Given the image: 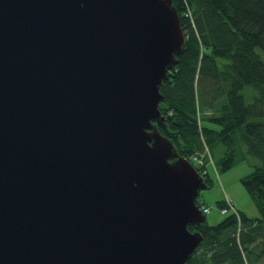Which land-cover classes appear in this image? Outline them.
Wrapping results in <instances>:
<instances>
[{"label":"water","instance_id":"95a60500","mask_svg":"<svg viewBox=\"0 0 264 264\" xmlns=\"http://www.w3.org/2000/svg\"><path fill=\"white\" fill-rule=\"evenodd\" d=\"M172 0H0V264H186L207 187L160 109Z\"/></svg>","mask_w":264,"mask_h":264},{"label":"trees","instance_id":"16d2710c","mask_svg":"<svg viewBox=\"0 0 264 264\" xmlns=\"http://www.w3.org/2000/svg\"><path fill=\"white\" fill-rule=\"evenodd\" d=\"M185 33L179 62L161 86L166 117L159 125L212 185L226 171L258 159L242 178L261 216L234 208L216 224L189 223L203 239L186 264H260L264 257V0H172ZM255 90L247 102L244 88ZM262 117V119L253 118ZM221 157L216 160V152ZM199 207L207 205L198 197ZM221 212V211H220Z\"/></svg>","mask_w":264,"mask_h":264},{"label":"rangeland","instance_id":"374dc122","mask_svg":"<svg viewBox=\"0 0 264 264\" xmlns=\"http://www.w3.org/2000/svg\"><path fill=\"white\" fill-rule=\"evenodd\" d=\"M245 98L247 102L254 101L255 90L251 87L244 88ZM253 119H262L257 117ZM221 157L220 152H216V160ZM260 163L258 159L250 158L245 161L236 163L226 171H220L219 168L211 169L212 185L208 188H203L198 196L201 201H204L211 207V210L206 214V222L209 224H216L221 221L226 214L220 212L219 200L226 195L234 199L240 208L248 213L250 216H261L254 200L245 189L242 178L250 173L255 165ZM260 264H264V257Z\"/></svg>","mask_w":264,"mask_h":264},{"label":"built area","instance_id":"2783aa9c","mask_svg":"<svg viewBox=\"0 0 264 264\" xmlns=\"http://www.w3.org/2000/svg\"><path fill=\"white\" fill-rule=\"evenodd\" d=\"M227 206H223V208H220L221 213H226L228 212L230 209H233L235 212H238L237 210H235L234 208V204L233 201L227 199ZM204 213H208L211 210V207L209 205H203V207H201Z\"/></svg>","mask_w":264,"mask_h":264},{"label":"clouds","instance_id":"9594fccd","mask_svg":"<svg viewBox=\"0 0 264 264\" xmlns=\"http://www.w3.org/2000/svg\"><path fill=\"white\" fill-rule=\"evenodd\" d=\"M189 159V158H188Z\"/></svg>","mask_w":264,"mask_h":264}]
</instances>
